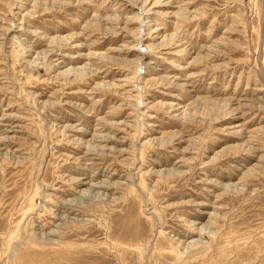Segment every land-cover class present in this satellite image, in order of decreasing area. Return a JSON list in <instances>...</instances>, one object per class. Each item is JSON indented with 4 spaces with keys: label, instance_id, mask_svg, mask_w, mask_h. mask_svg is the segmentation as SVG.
<instances>
[{
    "label": "rangeland",
    "instance_id": "1",
    "mask_svg": "<svg viewBox=\"0 0 264 264\" xmlns=\"http://www.w3.org/2000/svg\"><path fill=\"white\" fill-rule=\"evenodd\" d=\"M0 264H264V0H0Z\"/></svg>",
    "mask_w": 264,
    "mask_h": 264
},
{
    "label": "bare ground",
    "instance_id": "2",
    "mask_svg": "<svg viewBox=\"0 0 264 264\" xmlns=\"http://www.w3.org/2000/svg\"><path fill=\"white\" fill-rule=\"evenodd\" d=\"M163 80V79H162ZM171 84H173V83H171ZM202 100V99H201ZM204 100V99H203ZM202 100V101H203ZM204 103V102H203ZM91 150H92V148H91ZM81 180V179H80ZM80 180H78V181H73V183L74 184H76V186L77 187H79L80 189H82L81 187L85 184H87V183H81L80 182ZM88 185V184H87ZM97 186V185H96ZM95 186V187H96ZM93 186H91L90 185V188L89 189H87V190H80V192L78 193L79 194V198H76L75 200H73V201H68V202H63V203H61V202H59V203H57L56 205H55V207H58L59 208V210H64V212L66 213V214H74V213H78V214H82L83 212H82V209H84V208H86L87 206H89L90 204H89V202H87V201H93V197L92 196H94V195H91V192H90V194L88 193L90 190H91V188H92ZM101 187V186H100ZM93 189V188H92ZM95 189V188H94ZM104 189V188H103ZM100 190V189H99ZM108 190H111L112 191V189H110V187H108ZM82 191V192H81ZM92 192H94V190H91ZM96 191V190H95ZM76 194V193H75ZM98 193L96 192V195H97ZM100 194V193H99ZM103 194V193H102ZM67 196H69L70 194H66ZM73 195V194H72ZM102 196H104V195H102ZM35 198H37V197H35ZM33 208L34 207H32L31 209H27V210H25V211H23L22 212V215L20 216V219H21V221L20 222H22L23 220H24V218L30 213V215L32 214V215H34L35 214V216H38V218L36 219V218H34V217H32L31 219H30V223L28 224V222H25L24 221V223H27L31 228H33V229H36V228H41V229H43V228H45V226H40V224H42L41 222H43V219H42V217H39V214L36 212V213H34L33 214ZM31 215V216H32ZM30 216V217H31ZM30 217H28V218H30ZM54 219H61V220H63L64 221V219H66L67 220V223L68 222H70L71 221V219H70V217H66V216H64V217H60L58 214H54ZM39 220H42V221H39ZM23 223V224H24ZM35 223H37V224H35ZM38 223H39V225H38ZM44 223V222H43ZM72 224H73V222H71ZM76 223V222H75ZM11 224H13V223H11ZM50 224V223H49ZM69 224V223H68ZM26 225V224H25ZM64 225V224H63ZM165 226V221L163 220L161 223H159L158 224V227H160V228H162V227H164ZM155 228H156V224H155V226H154ZM197 228L195 227V229H194V232H196V231H198V230H196ZM199 230H200V228H199ZM202 230V229H201ZM162 231H159V236L158 237H160V235H162L163 233H161ZM158 234V233H157ZM34 235V237H35V241H36V243H35V245H39L40 243L42 244L43 243V238L42 237H40V236H37L35 233L33 234ZM51 235V234H50ZM37 236V237H36ZM49 236V235H48ZM53 236H55L54 234H53ZM201 237H202V235H201ZM48 238V237H47ZM137 238V236H134V239H136ZM45 242H46V239L44 240ZM44 242V243H45ZM133 242V241H132ZM48 243V242H47ZM40 246V245H39ZM178 254V253H177ZM205 255V254H204Z\"/></svg>",
    "mask_w": 264,
    "mask_h": 264
}]
</instances>
